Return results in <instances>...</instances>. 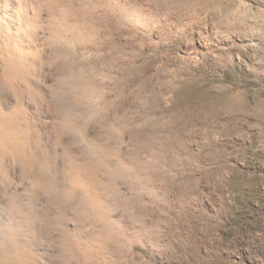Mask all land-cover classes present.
I'll list each match as a JSON object with an SVG mask.
<instances>
[{
  "label": "rangeland",
  "instance_id": "374dc122",
  "mask_svg": "<svg viewBox=\"0 0 264 264\" xmlns=\"http://www.w3.org/2000/svg\"><path fill=\"white\" fill-rule=\"evenodd\" d=\"M60 10L61 43L79 49L86 68L59 103L87 108L88 130L80 117L75 129L83 151H71L87 150L100 178V198L86 203L97 223L70 213L71 224L90 247L113 201L131 195L141 214L131 247L121 245L119 257L95 248L93 264H264V0H68ZM90 78L109 87L98 93ZM104 91L119 101L107 118ZM46 115L31 114L42 151L51 148ZM70 165L61 164L63 183ZM19 182L7 179L13 193L2 200L22 210L1 202V229L10 213L53 215L43 186L32 189V169ZM41 235L32 264H54L56 244Z\"/></svg>",
  "mask_w": 264,
  "mask_h": 264
},
{
  "label": "bare ground",
  "instance_id": "6f19581e",
  "mask_svg": "<svg viewBox=\"0 0 264 264\" xmlns=\"http://www.w3.org/2000/svg\"><path fill=\"white\" fill-rule=\"evenodd\" d=\"M42 4V0H34L33 2L30 0H0V72L27 74L33 79L37 78L38 81V76L35 77V71L39 68L38 59L42 56L40 52V38L43 34ZM39 71L42 73L41 67ZM71 97L73 98V96ZM62 103H60L59 119H53L48 114L44 116L49 121L48 133H50L49 135L52 134L51 143L50 140H47L51 144V148L45 151H42L40 147L43 146L40 140L41 133L34 125L38 120L36 118L35 122L31 116L34 112L29 113L22 108L9 113L0 111V144L18 145L19 154L25 161L22 171L32 169L37 180L36 183H33V191L37 192L43 186L53 207V215H48L49 217L46 216L47 212L34 215L32 213L18 215L10 213L5 216L7 220L2 222V229L0 228V264H32L33 260L36 259L32 250H34L36 239L42 233L48 234L55 244L58 242V237H63V244L65 245L70 243L76 247L84 246L88 242L77 234L76 228L74 227L69 231L66 227L67 223L71 222L70 213L97 223L96 217L91 216V212L94 211V202L93 207L87 206L86 203L92 197L100 198L97 188L100 178L89 159L87 150L82 155L79 154V158L72 153V151L78 153L83 151L82 147H78V135L75 134V129L80 123H77L76 120L80 117L81 127L88 130V125H90L88 124V117L83 114L87 108L81 110L74 100H66V103ZM44 120L42 122H47ZM87 137L90 135L87 134ZM47 138L49 139V137ZM31 149H34V153H30ZM58 149L63 153L62 159L59 161H57ZM50 150L51 152H49ZM68 161L72 165L70 170L73 171V174L68 183H63L61 177L64 171L60 168L61 164L64 167L68 166ZM7 179V177H0V203H8L10 211H20L22 208L17 205L14 198L9 202V199L2 200L7 192L13 193L11 189H8L10 187L6 186L9 184L6 183ZM28 211L31 212L32 210ZM98 220L100 221V219ZM92 225L95 226L93 223ZM100 250L102 249L96 248L98 254H100ZM93 254V251L87 253L84 264H93Z\"/></svg>",
  "mask_w": 264,
  "mask_h": 264
},
{
  "label": "clouds",
  "instance_id": "9594fccd",
  "mask_svg": "<svg viewBox=\"0 0 264 264\" xmlns=\"http://www.w3.org/2000/svg\"><path fill=\"white\" fill-rule=\"evenodd\" d=\"M67 2L68 0H43L41 10L43 34L40 38L42 56L39 59L43 66L42 82H38L27 74L0 72V111L9 113L22 108L32 113L40 110L45 111L53 119H59L60 98L67 96L74 89H79L83 83L74 78L81 68H86L79 58V49L73 54L71 49L61 43L64 34L59 23L60 9ZM68 57H71V63L68 62ZM88 83L98 93L109 87L107 81L95 78H90ZM103 101L104 115L107 118L109 112L118 106L119 101L114 98V93L111 91L103 92ZM108 122L117 127L120 126L114 118ZM124 132L128 133L129 143H134V129L124 128L120 135L123 136ZM24 164L18 145L0 144V177L11 179L13 188L20 186L19 177ZM125 215L127 219L122 218ZM140 215V210L135 206L131 195L113 201L103 210V218L99 221L101 235L92 246L76 247L70 243L65 245L63 237L57 238L58 242L53 249L54 264H84L87 253L97 247L119 257L121 245L130 248L133 244L130 228L140 223ZM66 227L71 231L74 225L68 222ZM117 264H119L118 261Z\"/></svg>",
  "mask_w": 264,
  "mask_h": 264
}]
</instances>
